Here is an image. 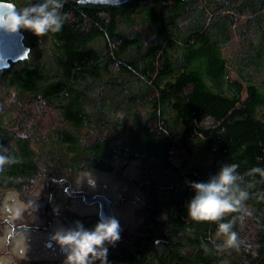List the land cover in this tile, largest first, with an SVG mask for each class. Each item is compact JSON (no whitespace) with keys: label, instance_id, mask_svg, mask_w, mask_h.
<instances>
[{"label":"trees","instance_id":"16d2710c","mask_svg":"<svg viewBox=\"0 0 264 264\" xmlns=\"http://www.w3.org/2000/svg\"><path fill=\"white\" fill-rule=\"evenodd\" d=\"M62 12L60 32L25 30L29 55L0 69V154L14 159L0 195L17 188L31 203L29 188L43 182L44 211L95 227L98 215L65 208V181L137 159L144 220L106 243L108 264H264V177L248 175L264 168V0H65ZM232 163L252 215L191 220L190 184ZM228 222L239 248L219 232Z\"/></svg>","mask_w":264,"mask_h":264},{"label":"clouds","instance_id":"9594fccd","mask_svg":"<svg viewBox=\"0 0 264 264\" xmlns=\"http://www.w3.org/2000/svg\"><path fill=\"white\" fill-rule=\"evenodd\" d=\"M65 0H43L23 9H18L13 0H0V32L17 34L22 29L30 31L37 37L49 32L61 31L68 13L62 12ZM11 156L0 154V170L11 164ZM239 165L225 164L218 174L207 182H192L190 187L195 195L187 205L188 217L195 222H216L230 213H242L241 222L251 216L245 202L249 192L240 187L237 181L242 177L238 174ZM259 174L264 177V168L253 167L248 175ZM91 183V177H87ZM100 218L93 229H87L80 221L74 227L60 228L51 239L61 248L67 249L64 264H108V244L120 240V223L112 216L99 214ZM233 223L219 224V232L227 236L229 247L239 248L238 235L232 231Z\"/></svg>","mask_w":264,"mask_h":264},{"label":"rangeland","instance_id":"374dc122","mask_svg":"<svg viewBox=\"0 0 264 264\" xmlns=\"http://www.w3.org/2000/svg\"><path fill=\"white\" fill-rule=\"evenodd\" d=\"M233 37L234 41L225 49L227 56L231 55L237 46L238 33L235 30ZM41 123L46 126L50 121H41ZM139 171V160L132 159L124 165L122 173L92 168L80 171L71 178L70 183L73 189H86L90 193L104 192L115 201L116 199L121 201V198H124L123 202L114 206V213L126 230V234H132L142 223L143 214H141L140 208L145 204V195L138 186L131 182ZM89 176L91 177V183L87 178ZM65 184L68 186L69 182L66 180ZM65 184L63 185L64 187ZM45 190L43 182H39L36 186L29 188L27 195H30L33 203H29L25 195H23L24 193L17 188L6 189L3 196L0 195V264H17L21 259H35L47 256H50L57 264H64L66 255L59 248H56V252H53L51 248L43 243L48 238V232L45 234L30 231L19 233L12 239L10 246L7 247V235L11 232V227L6 218L9 217L15 222H27L37 225L46 223V218L43 217V206L41 205L51 195L48 191L46 193ZM64 203L65 208L75 211L78 215L92 216L98 212L96 205L87 203L79 197L69 196L67 197V202ZM49 216L54 219V227L51 230L53 234L56 230L65 228L61 221V209H57L55 212L51 210ZM84 227L91 229L90 225H85Z\"/></svg>","mask_w":264,"mask_h":264},{"label":"water","instance_id":"95a60500","mask_svg":"<svg viewBox=\"0 0 264 264\" xmlns=\"http://www.w3.org/2000/svg\"><path fill=\"white\" fill-rule=\"evenodd\" d=\"M130 0H80L82 3H96V4H106V5H118L125 3ZM25 33L22 29L17 34H5L0 32V69L7 68L12 62H17L19 60L25 59L30 52V47L26 45ZM68 181V180H67ZM67 186V190L70 194L74 196H83L85 202L95 203L99 202L100 209L99 214L102 212L105 215L112 216L116 218L113 210L115 200L107 196L106 194L99 193L96 195H91L89 192L79 189H73L71 187L70 181ZM100 216V215H99ZM117 219V218H116ZM18 230L25 228L24 226L18 227ZM29 228L37 229L38 226L32 225ZM126 231L124 227L120 224V235H125Z\"/></svg>","mask_w":264,"mask_h":264},{"label":"flooded vegetation","instance_id":"af4514ba","mask_svg":"<svg viewBox=\"0 0 264 264\" xmlns=\"http://www.w3.org/2000/svg\"><path fill=\"white\" fill-rule=\"evenodd\" d=\"M79 190H84V191L90 193V191H88V190H86V189H79ZM20 192H21V191H20ZM45 192L47 193L46 190H45ZM67 193H68L69 196H72V197H79L80 199L82 198V200L85 201L83 196H74V195L70 194L69 192H67ZM99 193L106 194V193H104V192H94V193H90V194H91V195H96V194H99ZM106 195L109 196L108 194H106ZM42 197H45V196H42ZM26 200H27V199H26ZM26 200H25V201H26ZM123 200H124V198H121V201L116 199V203L114 204V206L117 205V204H119L120 202H123ZM25 201H24V202H25ZM65 202H67V199H65ZM93 204L97 206V208H98V212L96 213V215L99 216L100 204H99V202H95V203H93ZM66 205H67V204H66ZM114 206H113V210H114ZM141 207H142V206H141ZM67 209H69V208H67ZM9 210H10V208H9ZM69 210H71V209H69ZM71 211L75 213V211H73V210H71ZM50 213H51V211H49V210L44 211L43 217L46 218V220H45L46 223L43 224V225H37V224H34V223H27V222H15L14 220H11V218H9V217L6 218V221L9 223V225H10V227H11V232H9L8 235H7V247L10 246V244L12 243V239L15 238L19 233H24V232H28V231H30V232H37V233H40V234H45V233L48 232V238H47V240H44L43 243H45L46 246H48L49 248H51V249L53 250V252H56V251H55L56 248H59V250H60L61 252H63V254L66 255L67 249L61 250V248L56 244V242L53 241V240L51 239V236L53 235V232H51V230H52L53 227H54V221H53L54 219H51V218H50V216H49ZM142 216H143V215H142ZM99 217H100V216H99ZM116 218H117V217H116ZM117 220H118V219H117ZM143 220H144V216H143V218H142V221H143ZM61 221H62V224H63V226H64L65 228H67V227H73V226L70 225L69 220L64 216V214H62V216H61ZM71 223H72V222H71ZM119 223H120V222H119ZM32 225H36V226H38V228H37V229L29 228V226H32ZM20 226H24L25 228H23V229H21V230H18V229H19L18 227H20ZM122 226H123V225H122ZM93 228H94V227L91 226V229H93ZM125 231H126V230H125ZM120 236H122V237H126V238H129V236H127V234H125V235H120ZM35 259H38V260H47V261H50V262H52V263H54V264H57V262H56L55 260L51 259L50 256L42 257V258H35ZM96 264H99V261H97Z\"/></svg>","mask_w":264,"mask_h":264}]
</instances>
